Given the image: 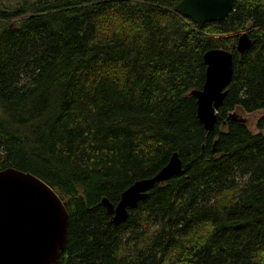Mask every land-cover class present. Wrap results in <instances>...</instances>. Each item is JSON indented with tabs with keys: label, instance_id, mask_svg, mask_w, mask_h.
<instances>
[{
	"label": "trees",
	"instance_id": "1",
	"mask_svg": "<svg viewBox=\"0 0 264 264\" xmlns=\"http://www.w3.org/2000/svg\"><path fill=\"white\" fill-rule=\"evenodd\" d=\"M181 1L0 0V171L65 202L56 264H264V133L230 118L264 110V0H235L202 29ZM213 49L233 53L234 72L208 132L191 93ZM174 153L182 173L115 226L102 200L117 205Z\"/></svg>",
	"mask_w": 264,
	"mask_h": 264
},
{
	"label": "water",
	"instance_id": "2",
	"mask_svg": "<svg viewBox=\"0 0 264 264\" xmlns=\"http://www.w3.org/2000/svg\"><path fill=\"white\" fill-rule=\"evenodd\" d=\"M234 4L235 0H183L175 11L202 29L208 23L225 20ZM251 47L252 40L243 33L237 51L244 54ZM204 62L206 82L191 94L197 99L198 120L212 132L233 78V53L213 49L205 54ZM230 118L247 124L236 113ZM182 171L183 161L174 153L157 175L136 181L123 192L117 205L104 198L102 205L113 224L125 223L129 211L145 201L157 183H165ZM69 219L65 202L40 178L15 168L0 171V264H56L69 241Z\"/></svg>",
	"mask_w": 264,
	"mask_h": 264
},
{
	"label": "rangeland",
	"instance_id": "3",
	"mask_svg": "<svg viewBox=\"0 0 264 264\" xmlns=\"http://www.w3.org/2000/svg\"><path fill=\"white\" fill-rule=\"evenodd\" d=\"M0 112H1V109H0ZM236 114L247 120V124L253 133H258V132L264 133V130L260 131L258 129V122L261 119H264V110L257 111L255 113H251V114L245 113L242 110H238V111H236Z\"/></svg>",
	"mask_w": 264,
	"mask_h": 264
}]
</instances>
